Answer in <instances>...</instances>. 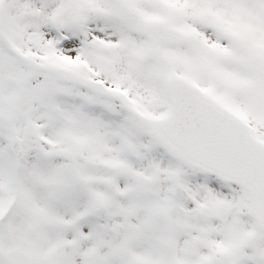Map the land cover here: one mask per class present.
Masks as SVG:
<instances>
[{
    "label": "snow or ice",
    "instance_id": "obj_1",
    "mask_svg": "<svg viewBox=\"0 0 264 264\" xmlns=\"http://www.w3.org/2000/svg\"><path fill=\"white\" fill-rule=\"evenodd\" d=\"M0 264H264V0H0Z\"/></svg>",
    "mask_w": 264,
    "mask_h": 264
}]
</instances>
